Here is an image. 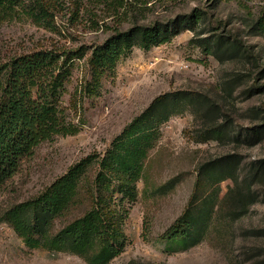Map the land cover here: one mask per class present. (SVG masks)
Returning a JSON list of instances; mask_svg holds the SVG:
<instances>
[{"label": "rangeland", "instance_id": "rangeland-1", "mask_svg": "<svg viewBox=\"0 0 264 264\" xmlns=\"http://www.w3.org/2000/svg\"><path fill=\"white\" fill-rule=\"evenodd\" d=\"M53 1L54 30L35 23L22 11L0 21V65L39 49L91 47L102 43L116 27L125 30L133 22H167L196 9L203 18L194 30H183L167 43L150 50L133 48L93 95L83 92L91 80L88 55L74 61L61 105L80 130L42 142L0 187V264H87L69 252L30 249L3 219L4 212L40 194L80 159L103 156L155 97L177 90L208 95L214 111L189 108L159 127L144 161L143 176L136 183L137 198L122 202L128 209L123 224L126 247L109 264H264V176L251 177L257 162L264 159V139L258 141L253 134L255 127L264 130V89L260 88L264 77L259 72L264 65V35H256L249 26L253 16L264 11V0H249L247 8L232 0H154L148 8L130 11L121 24L112 6L101 0ZM77 7L79 13H75ZM219 34L240 39L259 57V64L221 60L195 44L199 38L211 41ZM236 75L239 78L230 82ZM218 125L227 127V136L211 135L210 128ZM229 154L238 161L239 181L252 183L248 212L236 216L239 208L231 192L236 185L226 179L220 184L206 236L186 250H168L161 236L185 210L200 166ZM98 170L96 164L90 168L76 204L56 220L55 230L91 207L89 189ZM174 177L179 181L171 191L157 192V187Z\"/></svg>", "mask_w": 264, "mask_h": 264}, {"label": "trees", "instance_id": "trees-1", "mask_svg": "<svg viewBox=\"0 0 264 264\" xmlns=\"http://www.w3.org/2000/svg\"><path fill=\"white\" fill-rule=\"evenodd\" d=\"M152 1L101 0L112 6L119 24L130 11L138 7L141 10L148 8ZM232 1L247 8L249 0ZM19 11L49 30L57 28L53 0H0V21ZM75 13H79V7ZM202 18L203 13L196 9L167 22H133L125 30L116 27L102 43L91 47L63 51L39 49L0 65V187L17 173L23 161L31 157L42 142L79 132V125L68 120L61 105L65 84L69 81L76 59L88 55L91 80L83 92L93 95L102 86L103 79L115 73L119 60L131 53L133 48L150 50L167 43L183 30H194ZM249 26L256 35H264V11L259 16H253ZM215 36L211 41L208 37L199 38L195 44L202 47L205 54L221 60L245 59L259 64V57L237 37ZM259 72L264 77V65ZM239 76L229 81H236ZM260 88L264 89V85ZM189 108L205 109L210 113L215 106L208 95L190 90L166 92L155 97L103 156L91 154L80 159L40 194L8 208L3 219L30 249L69 252L82 257L87 264H109L126 247L123 224L128 209L122 202L137 198L136 183L143 176L144 161L158 138L159 127L173 115ZM256 128H253V134L261 141L264 130ZM227 130L225 125L210 128L211 135L218 139L225 136ZM95 164L99 170L89 189L91 207L55 230L56 220L76 204L82 180ZM237 164L235 156L229 154L200 166L185 210L161 236L168 250H186L206 236L215 213L220 184L226 179H231L236 185L231 191L239 208L236 216L248 212L252 183L247 184L246 179L239 181ZM252 176L255 179L264 176V159L257 162ZM178 181L179 177H174L156 190L167 193Z\"/></svg>", "mask_w": 264, "mask_h": 264}]
</instances>
